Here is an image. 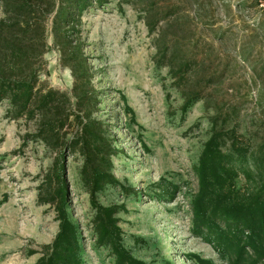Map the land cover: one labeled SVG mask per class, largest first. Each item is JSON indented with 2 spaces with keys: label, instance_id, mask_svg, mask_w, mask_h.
<instances>
[{
  "label": "rangeland",
  "instance_id": "rangeland-1",
  "mask_svg": "<svg viewBox=\"0 0 264 264\" xmlns=\"http://www.w3.org/2000/svg\"><path fill=\"white\" fill-rule=\"evenodd\" d=\"M173 2L185 6L188 20L178 37L198 40L204 49L200 58L207 68L191 83L209 76L222 81L208 89L206 103L186 114L168 70L156 65L154 36L141 19V5L94 4L74 31L92 74L93 117L107 124L117 151L113 174L118 185L107 187L100 202L125 207L120 227L125 246L138 260L198 264V257L227 264L212 241L195 233L194 170L219 100L238 109L231 128L238 124L244 143H264V0ZM48 47L40 85L70 92L73 78L60 63L51 34ZM7 109L8 102L0 104V264H35L58 231L53 209L37 201L38 186L56 153L33 137V123L13 120ZM66 161L69 214L81 236L83 264H115L108 249L96 246L89 197L79 182L80 160L67 153Z\"/></svg>",
  "mask_w": 264,
  "mask_h": 264
},
{
  "label": "trees",
  "instance_id": "trees-1",
  "mask_svg": "<svg viewBox=\"0 0 264 264\" xmlns=\"http://www.w3.org/2000/svg\"><path fill=\"white\" fill-rule=\"evenodd\" d=\"M120 2L142 6L141 19L154 36L156 65L168 70L183 100L182 112L206 103L208 89L222 81L209 76L191 83L192 76L207 67L200 58L204 51L200 42H184V36L177 35L188 24L185 6L173 0ZM107 3L0 0V104L8 102L7 115L13 120L33 123V137L56 153L38 186L37 201L53 209L58 231L52 243L42 247L35 264H83L81 236L69 214L67 153L80 160L79 182L89 197L96 246L108 249L115 264H147L125 246L119 220L125 207L100 202L107 187L118 185L113 174L117 151L107 124L93 117L92 74L80 42L74 39L83 13L94 4ZM167 30L174 35L169 36ZM50 34L60 63L71 72L70 92L40 85ZM214 106L210 133L194 170L197 188L191 198V215L195 233L212 241L227 264H264V143H244L238 124L231 128L237 108H226L222 100ZM241 180L244 185L240 187ZM195 259L198 264H210Z\"/></svg>",
  "mask_w": 264,
  "mask_h": 264
}]
</instances>
